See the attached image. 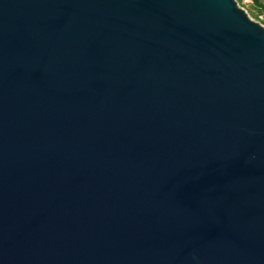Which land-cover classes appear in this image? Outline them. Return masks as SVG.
Segmentation results:
<instances>
[{"label": "water", "instance_id": "obj_1", "mask_svg": "<svg viewBox=\"0 0 264 264\" xmlns=\"http://www.w3.org/2000/svg\"><path fill=\"white\" fill-rule=\"evenodd\" d=\"M0 264H264V25L0 0Z\"/></svg>", "mask_w": 264, "mask_h": 264}, {"label": "rangeland", "instance_id": "obj_2", "mask_svg": "<svg viewBox=\"0 0 264 264\" xmlns=\"http://www.w3.org/2000/svg\"><path fill=\"white\" fill-rule=\"evenodd\" d=\"M264 3V0H261ZM238 4L242 7L251 19L259 22L260 18L258 17V7L252 1L238 0Z\"/></svg>", "mask_w": 264, "mask_h": 264}, {"label": "trees", "instance_id": "obj_3", "mask_svg": "<svg viewBox=\"0 0 264 264\" xmlns=\"http://www.w3.org/2000/svg\"><path fill=\"white\" fill-rule=\"evenodd\" d=\"M238 2V0H236ZM252 2L258 7V16L262 15V19L259 22L264 25V3L261 0H252Z\"/></svg>", "mask_w": 264, "mask_h": 264}, {"label": "built area", "instance_id": "obj_4", "mask_svg": "<svg viewBox=\"0 0 264 264\" xmlns=\"http://www.w3.org/2000/svg\"><path fill=\"white\" fill-rule=\"evenodd\" d=\"M246 1H252V0H246ZM238 3V2H237ZM239 5V4H238ZM242 8V7H241ZM246 12V11H245ZM260 18V20L262 19V15L258 16ZM260 23V22H259Z\"/></svg>", "mask_w": 264, "mask_h": 264}]
</instances>
